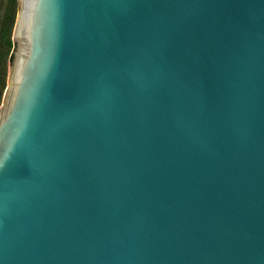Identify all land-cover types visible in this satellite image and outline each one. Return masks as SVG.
I'll return each instance as SVG.
<instances>
[{"label": "water", "instance_id": "obj_1", "mask_svg": "<svg viewBox=\"0 0 264 264\" xmlns=\"http://www.w3.org/2000/svg\"><path fill=\"white\" fill-rule=\"evenodd\" d=\"M18 3L0 264H264V0Z\"/></svg>", "mask_w": 264, "mask_h": 264}, {"label": "rangeland", "instance_id": "obj_2", "mask_svg": "<svg viewBox=\"0 0 264 264\" xmlns=\"http://www.w3.org/2000/svg\"><path fill=\"white\" fill-rule=\"evenodd\" d=\"M18 5V0H0V108L5 103L6 88L9 85L12 60L9 57L16 51L13 28ZM8 41L11 44L9 49Z\"/></svg>", "mask_w": 264, "mask_h": 264}, {"label": "trees", "instance_id": "obj_3", "mask_svg": "<svg viewBox=\"0 0 264 264\" xmlns=\"http://www.w3.org/2000/svg\"><path fill=\"white\" fill-rule=\"evenodd\" d=\"M10 41H8V49L10 48ZM12 59V54L10 55V57H9V60H11ZM0 78H1V74H0ZM2 85V84H1Z\"/></svg>", "mask_w": 264, "mask_h": 264}]
</instances>
